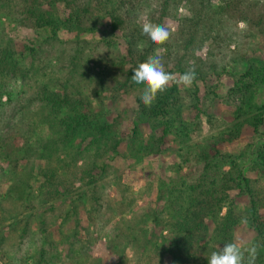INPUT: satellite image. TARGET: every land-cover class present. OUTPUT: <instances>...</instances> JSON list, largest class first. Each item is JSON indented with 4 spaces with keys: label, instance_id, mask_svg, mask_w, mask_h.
Segmentation results:
<instances>
[{
    "label": "trees",
    "instance_id": "16d2710c",
    "mask_svg": "<svg viewBox=\"0 0 264 264\" xmlns=\"http://www.w3.org/2000/svg\"><path fill=\"white\" fill-rule=\"evenodd\" d=\"M127 3L136 9L132 0H0V111L7 105L3 103L4 96H8L10 103L13 101L15 94L7 91L9 84L19 82L24 88L17 93L10 117L6 116L0 158L9 168V178H18L15 188L19 191L30 185V178H24L26 168L20 171L19 165L27 164L26 157L34 150L10 148L20 140L26 144L31 140L35 128L26 119L35 117L34 125L49 129V136L39 140L40 158L48 162L39 175L41 199L27 200L22 194L26 212L18 218L15 209L6 207L15 197L14 190L0 198V253L23 224L22 241L30 232L33 217L45 210L46 218L61 219L65 224L70 220L76 222L68 236L62 232L66 240L60 243L63 245L78 236L82 213L87 216L89 227L97 232L102 224L116 219L108 249L118 257L117 264H208L213 251L236 240V231L241 226L252 232L251 244L259 246L255 264H264V96L260 93L264 91V59L241 54L226 66L213 64L207 70L190 67L182 59L165 63V70L171 73L183 74L194 69L195 80L190 87L170 85L167 91L158 94L151 107H146L140 99L142 86L133 84L131 75L154 54L157 46L149 42L148 48L140 49L142 40L130 26L131 8ZM204 3L201 0L202 6ZM173 4L176 10L184 4L195 10L193 0H163L160 13L153 16L152 22L164 24ZM231 5L232 0L218 9L225 11ZM245 14L241 17L243 22H251L252 28H262L264 11L252 16ZM4 19L9 20L8 26L12 21L38 32L37 47L18 49L6 35ZM183 21L195 25V19L189 16ZM184 31L183 27L180 32ZM63 32L76 34L78 38L90 34L92 41L84 43L98 42L106 50L120 47V41L124 43L122 63L115 65L121 79H116L111 87L110 100L115 103L120 92L135 96L134 127L128 139L120 132L122 116L110 120L103 103L106 97H102V107L96 110L91 94L86 90L72 91L68 79L41 80L39 57L47 50L59 55L56 47L63 41ZM162 47L171 48L168 41ZM75 52L79 54L67 65L71 71L81 60L82 50ZM99 88L102 92L110 90L104 81ZM220 100L232 109L231 121L223 123L226 127L222 131L196 143L193 136L202 130L205 120L211 128L215 127L217 119L210 110ZM187 112L194 115L191 121L184 118ZM143 125L150 128L146 139L141 130ZM247 130L254 137L251 145L244 150H225L226 146L240 142ZM168 138L178 145L177 157L183 165L169 168L165 177H159L155 209L137 211L134 189L124 185L120 178H115L112 185L120 194L119 201L103 195L104 180L111 168L107 161L121 155L124 143L128 144L124 158L141 164L150 155L170 151L164 149ZM61 152L64 155L60 157ZM192 160L200 167L193 168L196 173L184 175L183 166ZM54 161L58 164L56 168ZM174 170L178 175H172ZM1 172L0 175L6 174L5 169ZM233 194L247 198L249 205L242 208ZM224 209L226 213L222 214ZM210 222L214 224L212 229ZM158 229L160 236L156 235ZM42 235L50 249L42 246L30 263L22 259L20 264L53 262L58 244L52 240L50 227L45 226ZM123 235L120 244L118 238Z\"/></svg>",
    "mask_w": 264,
    "mask_h": 264
},
{
    "label": "rangeland",
    "instance_id": "374dc122",
    "mask_svg": "<svg viewBox=\"0 0 264 264\" xmlns=\"http://www.w3.org/2000/svg\"><path fill=\"white\" fill-rule=\"evenodd\" d=\"M228 1L231 2V0H205L204 6H202L201 0H193L195 10H191V7H189L190 4H184L176 10V6L173 4L164 22L171 32L168 40L171 48L167 50L161 46L162 51L160 55L163 63H173V61L182 59L183 63H188L190 67L196 68V66H200L202 69L207 70L213 64H225L224 66H226L231 59L239 58L241 54H245L250 58L264 59V25L261 29L252 28L250 21H248L250 22L248 24L241 20L243 13H246V16H252L261 10L264 11V0H232L231 7L225 11L220 8L218 9V7L224 6ZM84 2H87V0H84ZM132 3L136 6V9H133L131 4L127 3L128 7L131 8L129 18L131 20L130 26L134 29V35L142 40L140 49L148 48L150 41L146 36L142 35L141 27L137 21L141 15H144L152 22L151 19L153 16L156 17L155 15L160 13L163 0H132ZM203 14H205V17L202 16ZM185 16L195 19V25H192L193 23L190 22H184L183 18ZM3 22L6 24V27H4L6 35L14 41L18 49L25 50L26 47H37L35 42L39 38L38 32L17 25L12 21L8 26L9 20L4 19ZM183 27L185 31L180 32ZM92 38L90 34H84L83 37L78 38L76 34L63 32V41L56 47L59 55L57 56L53 51L47 50L39 57L38 67L40 68V78L41 80H48L49 78L54 80L58 78L68 79L72 91L86 90L88 94H91V97L94 98L93 101H95L94 109L96 110L102 107V103H100L102 97H106L103 103L105 104V109L109 111L110 120L114 119L117 115L122 116L123 120L120 132L123 137L128 139L130 131L134 127L135 112L133 110L136 109L135 96L134 94L127 95L124 92H120L116 95L117 100L115 103L110 100L113 97V92H111L113 89L111 87L115 85L116 79H121L115 65L122 63L121 60L125 45L120 41V47L106 50L105 46L98 42L89 45L84 43V40L92 41ZM238 40L240 41L238 42ZM79 49L82 50L81 60L76 68L71 71L67 65L73 57L79 54L75 52L77 50L79 51ZM29 63L30 61L27 64ZM102 81L105 82L110 90L102 92L99 88ZM222 81L225 82L226 80ZM230 83L232 84V82ZM20 85L21 83L19 82L9 84L7 91L15 94L13 95L12 103L8 101L7 95L3 97V103L7 105L0 111V141L3 139V129L7 123L5 120L6 116L10 117L12 108L18 99L17 93L24 89ZM95 91L97 95L100 94L98 97L95 95ZM260 93L264 96V91ZM210 112L217 119L215 127L211 128L205 120L202 130L193 136V141L196 143L205 136L222 131L226 127V125L222 126L224 125L223 123H229L231 121L230 114L232 109L225 105V102L222 100H220V104L214 105ZM193 117L192 112H187L184 115L187 121H191ZM33 119L35 117L26 119V122L31 120L33 123L32 127L35 128V132L32 134L29 143L26 144L20 140L19 144H14L15 146L10 148L11 150H24L26 148L34 150V152H30L26 157L28 160L26 162L27 164L19 165L20 171L24 167L26 168V176L24 178L27 176L30 178V185L28 187L26 186L25 191L23 188L21 191L16 189L17 187L15 188L18 178H9V168L6 167L5 160L0 158V173H2V169L6 171V174L0 175V198L7 194L10 189L12 191L14 190L15 197L11 202H7L6 207L9 210L15 209L14 215L18 216V218H22L26 212L25 208H23L22 198L27 200L32 199L36 202L41 199L39 175L48 166V162L40 158L42 148H40L39 140L49 136V129H46V127L43 128L38 124L34 125ZM141 130L145 139L148 138L150 128L147 125H143ZM253 139L252 132L247 130L240 142L232 146H226L225 150L237 151L240 148L244 150L248 145H251ZM127 148L128 144L124 143L120 148L121 155L117 156L114 160L108 159L107 163L111 168L109 169L108 177L104 180L105 188L103 195L109 200L119 201L120 194L112 185L115 182V178H120L124 185L134 189L138 200L137 211L149 208L155 209L158 203L159 177H165V173L167 174L169 172V168L176 169L175 167L177 165H183L177 157L178 145L174 143L173 138H168L164 149H171L170 151L162 155H150L141 164H136L133 160L124 158V154L128 151ZM62 155H64L62 152L59 153L60 157ZM80 164H83V162ZM53 166L55 168L58 167L56 161L53 162ZM199 167L200 165L193 161L183 166L182 173L184 175L191 174V172L196 173L193 168ZM30 169L32 170L31 172ZM172 175H178V171L173 172ZM148 188L150 189L148 190ZM22 194L25 197L20 198ZM233 197L236 198V194H233ZM237 200L242 208L249 205L247 198L237 197ZM40 211L31 220L30 232L22 241L23 224L20 226L17 234L11 235L13 240L6 243L5 251L0 253V264H20V260L22 259H27L30 263L31 257L35 254L37 255L40 247L46 246L47 249H50L45 245V238L42 235V230L45 226L50 227L52 240H55V243L58 244L57 251L54 250L55 255L52 257L54 260L51 264H117L118 257L108 249L112 239V231L117 221L116 219L102 224L101 231L97 232L95 228L89 227L87 216L85 213H82L80 217L82 225L81 229H78V236L72 239L70 238L67 244L63 245L60 243L66 242V240L62 237V232L68 236L74 229L76 222L70 220L65 224L61 219H52L49 216L46 218L44 215L45 210ZM225 213L226 210L224 209L222 214ZM46 220L48 224L45 225ZM10 222L7 224L9 225ZM213 227L214 224L210 222V228L212 229ZM149 228L151 227L147 226V229ZM88 229H90L89 233L87 232ZM159 230L156 232L157 236H160L161 232H158ZM121 239L124 241V235L123 238H118L120 244L123 242ZM252 240L253 234L247 227L241 226L237 229L236 241L241 242L242 245H250ZM128 254V257L131 258L132 252L130 251ZM166 261L169 263L170 259L167 258ZM155 262L158 263L159 260L156 258Z\"/></svg>",
    "mask_w": 264,
    "mask_h": 264
},
{
    "label": "clouds",
    "instance_id": "9594fccd",
    "mask_svg": "<svg viewBox=\"0 0 264 264\" xmlns=\"http://www.w3.org/2000/svg\"><path fill=\"white\" fill-rule=\"evenodd\" d=\"M137 22L141 27L142 35L157 46L154 54L140 63L131 75L132 83L142 86L141 101L146 107H151L158 94L167 91L170 85L190 87L195 80V71L192 68L183 74L166 71L160 53L161 46L171 36L169 27L165 24L152 23L144 15H141ZM258 247L256 244L242 245L241 242L233 240L225 243L220 250L213 251L207 262L208 264H255Z\"/></svg>",
    "mask_w": 264,
    "mask_h": 264
}]
</instances>
